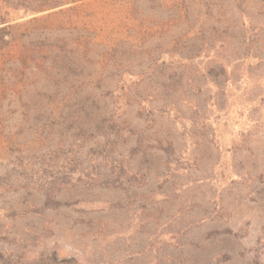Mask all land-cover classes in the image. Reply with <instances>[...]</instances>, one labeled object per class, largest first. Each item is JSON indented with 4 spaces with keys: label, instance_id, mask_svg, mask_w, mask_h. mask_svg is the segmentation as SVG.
<instances>
[{
    "label": "rangeland",
    "instance_id": "374dc122",
    "mask_svg": "<svg viewBox=\"0 0 264 264\" xmlns=\"http://www.w3.org/2000/svg\"><path fill=\"white\" fill-rule=\"evenodd\" d=\"M41 1L0 0V264H264V0Z\"/></svg>",
    "mask_w": 264,
    "mask_h": 264
},
{
    "label": "trees",
    "instance_id": "16d2710c",
    "mask_svg": "<svg viewBox=\"0 0 264 264\" xmlns=\"http://www.w3.org/2000/svg\"><path fill=\"white\" fill-rule=\"evenodd\" d=\"M77 1L78 0H42L41 1L42 3L40 6L36 8L24 7L23 10L25 13L29 12L31 14H37L39 12L51 10L56 7H60L62 5L73 4ZM7 15H8L7 12H3V13L0 12V56H3L6 46L9 44L5 39L8 36V33H6V30L9 29V27L3 26L9 22V21H6Z\"/></svg>",
    "mask_w": 264,
    "mask_h": 264
}]
</instances>
